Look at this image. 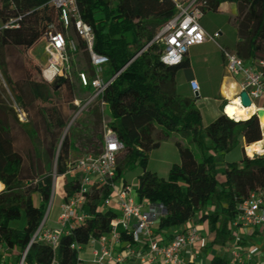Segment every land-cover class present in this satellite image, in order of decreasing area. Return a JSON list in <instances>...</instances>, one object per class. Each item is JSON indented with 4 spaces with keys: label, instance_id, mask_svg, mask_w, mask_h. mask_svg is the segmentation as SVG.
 <instances>
[{
    "label": "trees",
    "instance_id": "trees-1",
    "mask_svg": "<svg viewBox=\"0 0 264 264\" xmlns=\"http://www.w3.org/2000/svg\"><path fill=\"white\" fill-rule=\"evenodd\" d=\"M205 1L203 15L206 11L217 12L223 3L247 7L245 19L251 28L245 30L243 37L237 33L235 52L248 64L258 60L259 54L264 52V0ZM76 3L81 18L93 29L94 52L108 58L105 77L109 79L117 74L98 100L108 107L111 120L107 127L123 145L117 162L120 155L122 158L110 183L115 185L124 171L140 166L142 173L135 189L136 200L162 205L165 209L154 227L155 235L197 218L199 223L206 224L210 234L204 250L227 246L233 235L231 223L236 205L250 192L264 189V156L249 159L243 153L238 163H227L223 169H219L216 156L241 147L243 142L245 154L253 157L249 146L264 139L257 119L253 116L247 121L230 120L223 112L227 103L221 106V114L203 127L194 102L177 94L175 76L179 68L188 63L184 60L178 66L164 65L160 61L164 47L154 41L161 28L176 14L171 0H76ZM58 15L51 0H0V25L18 19L17 28L0 31V70L7 81L4 64L8 48L30 51L49 31L50 25L62 31ZM27 86L28 100L20 93L16 99L25 110L27 102L34 116L39 118L29 128L36 136L42 132L45 149H36L24 129L28 125L14 120L18 129L15 132L0 108V248L18 251L16 259L8 264H19L25 251L23 264H51L53 260L57 264H77V252L71 246L86 247L90 239L107 236L118 213L100 209L101 202H106L111 194L108 186L92 189L85 203L88 218L76 224L68 236L61 237L57 249L38 242L30 243L52 196L53 181L47 164L56 156L57 177L67 174L73 143L70 137L61 138L65 123L59 112L52 109L47 116L46 107L54 106L48 88L31 79ZM61 90L69 94L71 103L74 102L73 78L56 85L51 94L58 96ZM16 134L22 135L21 139L24 136L31 145V158L27 163L15 148ZM173 134L187 138L199 151L200 160L177 143L180 161L170 168L166 178H160L146 170L147 155ZM76 189V184L67 183L65 198L72 196ZM34 194L40 199L38 207L33 200ZM22 214L23 223L17 227ZM120 236L123 245L132 246L128 235L121 232ZM208 264L231 263L224 256L212 255Z\"/></svg>",
    "mask_w": 264,
    "mask_h": 264
},
{
    "label": "built area",
    "instance_id": "built-area-1",
    "mask_svg": "<svg viewBox=\"0 0 264 264\" xmlns=\"http://www.w3.org/2000/svg\"><path fill=\"white\" fill-rule=\"evenodd\" d=\"M171 1L176 14L161 28L154 41L162 43L164 47L160 61L166 66H178L185 60L191 47L209 41L217 43L220 33L216 32L208 36L200 26L202 9L206 7L205 0ZM51 4L58 11V23L62 31L50 25L49 31L43 36L41 41L44 42L48 64L43 67L40 75L48 84L53 83L57 78L66 80L75 76L80 88L92 92L91 97L85 101L82 109L84 111L93 102L101 99L117 74L109 79L105 77L108 58L94 52L93 29L81 18L76 0H51ZM17 20L0 25V31L17 28ZM218 47L226 72L233 79H237V94L245 92L251 104L256 105L257 111L264 110V60L248 64L236 52L219 45ZM80 52L86 54L90 71L88 73L78 71L74 75L71 61L75 54ZM189 87L193 94L199 93L197 81L191 80ZM73 103L79 107L81 101L74 100ZM100 103L101 106L105 105L103 102ZM19 120L23 122L22 119ZM122 150L123 145L118 141L115 133L104 125L98 153L79 159L75 166L69 167L67 171V174L78 171L80 177L74 183L77 187L76 192L67 197L60 206V213L56 219L57 228L45 226L46 214L30 243L38 242L50 246L53 250L57 249L61 237L68 236L76 224H82L88 218L83 208L90 191L108 186L111 194L106 203L114 200L119 215L111 222V230L107 236L89 240L87 246H98L91 251L90 264H124L131 261H138L140 264H184L181 259L182 253L192 250L200 242L198 229L189 226L176 233L168 243H161L154 234V226L164 215V207L139 203L131 195L129 187L122 186L117 189L110 183L115 176L117 157ZM231 227L264 230V189L250 192L246 199L236 205ZM121 232L131 238L132 246L121 243ZM233 235L234 242L229 249L231 264H253L258 248L253 246L242 249L240 236L236 233ZM71 248L77 252V264H82L80 255L84 247L72 245ZM25 255L26 251L22 254L19 264L24 263ZM51 264H57L56 260Z\"/></svg>",
    "mask_w": 264,
    "mask_h": 264
},
{
    "label": "rangeland",
    "instance_id": "rangeland-1",
    "mask_svg": "<svg viewBox=\"0 0 264 264\" xmlns=\"http://www.w3.org/2000/svg\"><path fill=\"white\" fill-rule=\"evenodd\" d=\"M247 11L248 9L246 6L234 3H223L217 12L206 11L201 18L200 26L205 31H211V33L217 31V33L222 34V37L220 40L218 38L216 41L217 43L209 41L202 46L198 45L191 47L186 55L190 60V70L189 68H179L175 76L177 94L182 97H188L194 102L195 108L201 114L203 127L208 126L213 120H215L218 116V112H221L220 109L222 102L219 99L216 87H211L210 84H207V87L204 88L205 90L203 91V94H199V97L196 98L187 88L188 74L191 71L198 76L200 82L207 81V83L209 81L220 79L223 75H226L227 72L218 45L229 51L235 52L237 33L239 37H243L245 30L251 28V24L246 20L248 17ZM158 43L162 45V43ZM6 54L7 60L4 64V69L7 73L8 81L3 77L0 70V108L3 111L4 118L14 127V120H17L20 124L28 125V128L25 127L24 129L29 133L30 138L33 139L36 149H38V151H43L45 149V138L43 137L42 132L39 131L36 136L35 132L29 128V125L38 122L39 118L34 116V111L29 107L27 102L25 110L16 99V95L20 93L26 98V100H28V82L30 79L38 81L43 87L48 88L49 95H51L50 97L54 104L53 108L49 106L46 107L47 116L52 109H56L59 112L65 123L61 138L63 139L66 136L70 137V140L73 143L74 151L68 159L70 167L75 166L79 159L88 155H96L101 147L104 125L107 126L111 120L108 107L101 106V103L97 100L90 106L86 107L83 111L82 109L85 101L91 97L92 92L87 89H80L74 76L75 98L78 101H81L79 107H76L73 102H70L69 94L66 91L61 90L58 96H53L51 94L54 87L60 83L53 82L48 84L41 78V70L48 64V56L44 50V42L40 41L30 51H25L19 48H8ZM258 57V60H264V52L260 53ZM71 64L74 75H76L78 71H85L87 73L90 71L88 59L84 52L75 54ZM229 102L228 105L231 104L232 100H229ZM224 115L226 116V114ZM19 118L22 119L23 122H21ZM14 131L18 132V129L15 127ZM13 135H15V133ZM19 135L20 134H16L15 148L20 151L27 163L31 158V145L24 136L21 139L22 135ZM177 143L188 148L197 161L200 160L199 151L189 143L187 138H183L178 134H173L168 139L160 142L157 148L152 149L148 153L146 170L155 173L160 178H166L170 168L174 164H178L180 161L178 148L176 146ZM244 146L245 145L242 142V148L236 146L228 153L217 155L216 161L219 169H223V166L227 163H238L242 159L243 153L245 157L252 159V157H248L245 154ZM249 151L254 153L250 148ZM258 155H260V153H258ZM121 158L122 155L118 158L117 164H119ZM50 161L51 162L47 164L48 174L52 177V181L55 182V188L56 186L61 185V179L56 175V156ZM141 173L142 169L138 165L130 170L124 171L121 178L115 183L116 188L120 189L123 185H126L130 188L131 195L135 197L138 176H140ZM78 176V172H73L71 175H67L65 179L66 181H72L73 178ZM220 177L221 175L218 176L219 179ZM52 197L53 193L51 198ZM55 205L56 200L54 198L51 208L49 204L46 208V211L50 208L47 213V220L51 219ZM86 209L88 210V208ZM100 209L114 210L115 212L119 211L114 200L109 201L108 203L101 202ZM21 218H23V214L21 215ZM195 224L199 226L197 229H199L201 240L206 242L208 236L201 230L198 219ZM52 228H57L56 223H53ZM179 229L180 227H176L172 230L178 231ZM233 242L234 235H232L228 244H233ZM5 257L6 256L3 252L2 260L0 256V264H3Z\"/></svg>",
    "mask_w": 264,
    "mask_h": 264
},
{
    "label": "crops",
    "instance_id": "crops-1",
    "mask_svg": "<svg viewBox=\"0 0 264 264\" xmlns=\"http://www.w3.org/2000/svg\"><path fill=\"white\" fill-rule=\"evenodd\" d=\"M204 32L206 33V35L211 36L214 33H216L217 31H214L211 33V31H205L204 30ZM221 37H222V34L220 33L219 40L221 39ZM237 42H238V38L236 40V44H237ZM206 43L207 42H205L199 46H202ZM226 45H227V43H226ZM185 60L188 64L182 68H184V69L189 68V70H190V60L187 57ZM75 79H76V77H75ZM191 80H195L198 83V86H199L198 97H199V94H203V91L205 90L204 88L207 87V84H210L211 87H216V89H217L216 91L219 95V99L222 102V105H225L229 100H232V102H234V101L237 102V100L232 99V97L227 98V96L225 95V93H229L230 91H232L233 97H237V93H238L237 80L233 79L228 73H226V75H223L220 79H217L215 81H209L207 83V81L206 82H200L198 79V76L190 71V73L188 74V78H187V88L190 92H191V89L189 87V82ZM76 82H77V79H76ZM77 85H78V82H77ZM87 90H89V89H87ZM75 100H77V99H75ZM220 114H221V112H218V116ZM262 137H264V135H262ZM261 142H262V147H264V139H262ZM73 151H74V149H72L70 151L69 156L72 155ZM260 156H264V155H262V153H260ZM75 172H78V171H75ZM72 173L65 174L63 176H59L61 179V186H60L59 190L54 191V186H53L54 192H53V197L51 198V201L49 202V206L51 208L54 198L56 200V205L54 207L53 215H52L51 219L50 220L46 219L45 226L47 228H52L53 223H56V219L60 213V206L66 200V198H65L66 194L64 192V186L67 183H70L73 185L80 177V173L78 172V174H79L78 177L73 178L72 181H66L65 177L67 175H71ZM53 183L55 185V182H53ZM33 200H34L35 206L38 207L40 199H39V196L37 194L33 195ZM50 208L47 209L46 214L49 212ZM83 211H84L85 215L88 216L87 209L85 208V206L83 208ZM117 213L119 215V211ZM195 221H197V218L192 219L191 221H188L185 225L181 226L178 231H173L171 229L167 232H163L161 234H156V236L159 238L161 243H164V244L168 243L170 241L171 235H174V234L180 232L184 228H187L189 226H195V227L199 228V226L197 224H195V223L193 224V222H195ZM22 223H23V218H21V220L15 226L21 227ZM156 224H155V226H156ZM200 228L204 233L207 234V236H208L207 240H206V242H207L210 238V234L207 230L206 224L200 223ZM232 231H233V233H236L240 236V239H241L240 247L242 249H245L248 247H253V246H256L258 248V252H257L256 256L253 258L252 263L253 264L264 263V230H262L260 228H232ZM198 233H199V229H198ZM199 237H200V233H199ZM206 242H204L200 238V242L192 250L183 252L181 255V259H182L183 263L184 264H208V261L212 255L224 256L227 260H230V263H231V255L229 253V249L232 246V244H228L225 247H217V248H213L211 250L206 251L203 249ZM97 248H98V246H86V247H84V249L80 255V257L83 261L82 264H90L91 251L93 249H97ZM3 252L6 256L4 258L5 260H3L4 261L3 264H8V263L13 262L16 259V257L19 255V253L16 249L9 250V249H5V248H0L1 260H2V253ZM201 257H202V259H201ZM124 264H140V263L138 261H131V262H126ZM155 264H158V263H155Z\"/></svg>",
    "mask_w": 264,
    "mask_h": 264
},
{
    "label": "bare ground",
    "instance_id": "bare-ground-1",
    "mask_svg": "<svg viewBox=\"0 0 264 264\" xmlns=\"http://www.w3.org/2000/svg\"><path fill=\"white\" fill-rule=\"evenodd\" d=\"M225 95L227 96V98L232 97V99H238L236 97H233L232 91H230L229 93H225ZM227 103H229V101ZM223 111L225 112L228 118L239 122V121H247L251 117H253L256 114L257 107L253 103L249 107H242L240 100L238 99L237 102L236 101L232 102L230 105L226 107V109H223ZM260 121H261V125L264 126V117H262ZM249 148L251 149L252 152H254L252 153V156L253 154H258V153L264 154V147H262V142H259L257 145H250Z\"/></svg>",
    "mask_w": 264,
    "mask_h": 264
},
{
    "label": "water",
    "instance_id": "water-1",
    "mask_svg": "<svg viewBox=\"0 0 264 264\" xmlns=\"http://www.w3.org/2000/svg\"><path fill=\"white\" fill-rule=\"evenodd\" d=\"M66 80L64 78H57L54 82L56 83H64ZM194 96L197 98L198 97V94L195 93ZM239 97L240 99V103H241V106L242 107H249L251 105V101L249 100L247 94L245 92H241L239 94H237V98ZM254 117L257 119L258 123H259V127H260V131H261V134L264 135V126L261 125V121L260 119L262 117H264V110H258L256 111V114L254 115ZM245 152V150H244ZM260 155L258 154H253V157L252 159H255L257 157H259ZM53 186H54V183L52 185V193H53Z\"/></svg>",
    "mask_w": 264,
    "mask_h": 264
}]
</instances>
